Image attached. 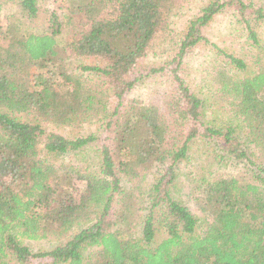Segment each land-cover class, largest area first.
I'll use <instances>...</instances> for the list:
<instances>
[{
    "label": "trees",
    "instance_id": "trees-1",
    "mask_svg": "<svg viewBox=\"0 0 264 264\" xmlns=\"http://www.w3.org/2000/svg\"><path fill=\"white\" fill-rule=\"evenodd\" d=\"M16 1L20 17L0 0V264H264V5L211 0L176 41L169 19L193 0H65L41 29L38 0ZM228 13L256 69L213 44L208 75L244 141L236 127L202 121L205 104L182 78L185 59ZM79 20L88 28L67 41ZM167 37L161 61L145 65ZM149 78L164 83L159 107L128 100ZM96 124L102 137L79 136ZM195 139L218 163L251 173L198 177L203 218L172 195ZM94 144V169L52 163ZM25 240L58 244L33 254Z\"/></svg>",
    "mask_w": 264,
    "mask_h": 264
},
{
    "label": "rangeland",
    "instance_id": "rangeland-1",
    "mask_svg": "<svg viewBox=\"0 0 264 264\" xmlns=\"http://www.w3.org/2000/svg\"><path fill=\"white\" fill-rule=\"evenodd\" d=\"M6 1V0H4ZM211 0H193L189 6H186L184 9L180 10L178 14H172L169 23L170 29L175 31L176 41L188 23L199 13V11L205 7ZM257 6L264 5V0H252ZM66 4L65 0H38V10L39 15L36 19L33 20V25L41 29L44 24L48 26V16L52 11L58 9L59 7H64ZM7 11L11 14H14L16 17H20L22 14L17 5L16 0H9V7ZM62 12H60L61 14ZM234 18L232 14H224L215 18L210 27L207 28L206 34L210 41L209 45H202L201 47L196 48L192 53V56L185 59L184 66L185 68L182 71V78L185 80L190 90L201 99L204 104V116L202 121L210 124L211 126L223 128L225 126L231 125L236 127V136L244 141L246 131L242 128L241 122L238 119H235L232 115L225 112L221 109L224 105H221L220 102L213 95L211 88V75H208V61L212 60L216 56L213 44H216L218 47H221L234 55H237L239 59L243 60L248 66L247 72L256 69L253 62V56L256 53V50L251 49L247 44V38L245 36L239 37L234 31ZM88 24L82 20L76 21L72 26L68 27L69 35L66 36V40L70 41L73 36L79 37L77 32L80 30H86ZM65 39V36L63 37ZM259 38L264 45V26L259 32ZM170 43V37L163 39L153 46L151 52L148 53V57L145 59V65L157 64L163 58L161 53L162 48H166L167 44ZM208 63V64H207ZM165 80V78H160ZM163 89L164 83H160V80L157 79H146L141 82L138 87L131 92L128 97L129 101H138L142 105L149 106H161L163 99ZM219 102V103H218ZM47 131L61 134L65 137L75 138V136L69 134L67 131L60 130L55 126H50L49 128L44 125ZM104 135L103 128L100 124L91 125L86 127L79 136L88 137H102ZM41 158L50 161V157L45 153L41 154ZM100 153L99 148L94 145L79 151L77 154H69L66 156L57 157L52 161L54 165H75L81 168L94 169L99 162ZM254 161L261 164L254 158ZM161 171V170H160ZM163 173V171H161ZM223 175H234V176H244L246 178L251 177L249 169H243L236 164H233L229 161L228 164H220L215 159V156L210 153L204 145L195 139L191 143V149L189 152L188 161L184 167L178 170V179L175 182V189L172 192V195L175 200L185 206L196 218H203V214L200 212L196 202L194 192L195 180L203 176L210 180L220 178ZM155 175L148 174L143 182L140 183V186L143 187V190L147 191L150 189L151 185L154 182ZM173 190V188H172ZM25 246L33 253L39 252H48L53 249L58 243L43 240V241H31L25 240Z\"/></svg>",
    "mask_w": 264,
    "mask_h": 264
}]
</instances>
